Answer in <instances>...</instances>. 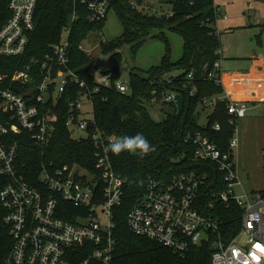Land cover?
Instances as JSON below:
<instances>
[{"label": "built area", "instance_id": "1", "mask_svg": "<svg viewBox=\"0 0 264 264\" xmlns=\"http://www.w3.org/2000/svg\"><path fill=\"white\" fill-rule=\"evenodd\" d=\"M115 0H74L73 22L77 3L86 7L87 19L92 23L105 20ZM199 0H189L195 6ZM40 0H0V57L20 58L28 52L37 28V7ZM163 6L154 8L148 0H130L133 10L148 15L172 17L176 14V0H161ZM213 15L202 21L221 37L220 20L229 16L213 0ZM71 28L64 32L71 35ZM70 37L52 46L44 58L35 60L11 75L0 68V201L6 212L4 222L10 229L14 245L9 264H113L116 252L115 211L124 203L127 179L115 171L111 151L107 145L115 134L107 135L97 126L94 93L103 86L111 87L112 73L102 72L96 77L94 90L72 66ZM85 51L83 45L79 47ZM86 52V51H85ZM87 53V52H86ZM215 62L210 79L224 87L222 79L223 51ZM88 54V53H87ZM90 55V52H89ZM192 79L193 75L190 74ZM117 89L131 93L130 82H116ZM184 87L189 89V85ZM82 90V93L81 91ZM80 91V96L74 95ZM176 92L167 95L175 101ZM66 95L71 99L67 121L72 138L90 139L94 146V168L79 164L55 167L44 162L40 168V183H30L23 173L24 137L30 136L34 145L45 153L53 140L56 127L42 105L53 100L59 103ZM195 95V90L191 91ZM228 100L230 123L235 136L230 152H224L209 136L197 132L187 138L196 145L197 160L213 162L223 173L216 182L209 207L236 205L240 208L242 227L238 234L226 241L222 222L205 214L203 192L207 188V174L184 173L170 180L148 176L146 188L127 215L132 233L157 242L180 256L193 246L211 243V264H264V191L244 190L235 149L239 121L246 117L248 104L237 100L224 88V94L204 99V105L215 109L220 100ZM85 100L92 106V114L82 118ZM219 131L221 126L215 125ZM76 131L86 136L76 138ZM214 246H218L213 249Z\"/></svg>", "mask_w": 264, "mask_h": 264}, {"label": "trees", "instance_id": "2", "mask_svg": "<svg viewBox=\"0 0 264 264\" xmlns=\"http://www.w3.org/2000/svg\"><path fill=\"white\" fill-rule=\"evenodd\" d=\"M212 4L213 0H199L197 5L192 6L189 0H176V14L162 17L133 10L130 0L114 1L112 9H115L121 20L124 33L120 40L102 44L105 53H113L112 60L116 62V67L107 72L112 73L111 87L103 86L99 92L94 93L97 126L107 135L115 134L118 137L142 133L155 150L144 157L129 152L118 156L111 153L115 171L127 179L124 203L115 211L117 228L113 264H211V243L193 246L183 257L130 231L127 215L135 206L138 196L144 192L148 176L170 180L184 173L207 174L209 181L203 192L205 214L220 219L222 235L226 241L233 239L242 227V221L237 218L241 214L238 206L221 205L218 210L209 207L212 193L218 190L216 182L221 180V187L224 186L223 173L215 163L197 160L196 145L192 140L186 142L187 138L201 132L209 136L224 152H230V142L235 136V126L230 123L226 99L219 101L205 127L199 124L202 111L206 108L204 99L224 94V87L209 78L215 62L221 58L217 53L221 48V37L212 27L202 25L204 19L213 15ZM74 9V0H40L37 7V28L28 52L20 58L0 57V68L11 75L15 70L44 58L51 52L52 46L61 40L64 30L70 27L72 66L88 83L89 88L94 90L98 83L95 74L89 69L91 56L79 47L92 32L103 29L106 19L98 23L88 21L86 7L77 3L79 18L73 22ZM166 27L183 37V57L173 61L171 48L166 40L167 53L162 63L146 71V76L132 71L129 78L131 93H121L116 82L121 78L119 65L123 62V54L118 50L130 44L136 53L154 29ZM190 74L193 75L192 79L189 78ZM185 84L189 85V89L184 87ZM193 89L195 95L191 96ZM80 91L74 98L80 96ZM172 91L184 97L182 114L178 113L175 101H167V95ZM70 99L66 95L59 103L51 100L41 106L56 127V133L45 153L34 145L30 136L24 137L23 173L32 184L40 183V168L44 162H53L55 167L79 164L94 168L95 149L91 140L73 139L67 127L71 113L68 106ZM163 100L171 110L164 120L156 121L147 104ZM217 124L221 126L219 131L214 129ZM3 183L0 179V187ZM5 214L0 201V264H9L14 245L10 229L4 222Z\"/></svg>", "mask_w": 264, "mask_h": 264}, {"label": "rangeland", "instance_id": "3", "mask_svg": "<svg viewBox=\"0 0 264 264\" xmlns=\"http://www.w3.org/2000/svg\"><path fill=\"white\" fill-rule=\"evenodd\" d=\"M218 2L228 4L227 10L224 8L223 10L228 14L229 20L228 22L223 20L219 22L223 57L226 55L223 62L228 61V50L235 46L243 51H252V54L264 56V0H218ZM148 3L154 8L163 6L166 10L170 9V5L168 3L162 5L161 0H148ZM257 22L259 24H256ZM123 33V24L115 9H112L106 18L103 29H96L82 43L88 55L90 52V72L99 76L102 72H108L116 67V62L112 60L113 53H105L102 44L120 40ZM69 37L67 32L62 34L63 41ZM166 40L171 48L172 60H180L184 52L183 37L168 27L154 29L136 53L130 44L120 48L118 51L123 54V62L119 65L120 81L128 82L132 71L146 76V71L151 67L160 65L167 53ZM226 69L238 71L242 68L235 67V70H232L226 67ZM175 74L177 73H173V75ZM147 107L156 121L164 120L171 110L168 105L164 104V100L148 103ZM212 111V106H207L202 111L199 119V124L202 127L207 125L208 117ZM91 114L92 106L89 101L85 100L82 118L89 117ZM246 116L239 121V132L236 135L239 140V145L235 149L236 160L244 185L238 192L247 190L252 193L253 191H264V106L248 111ZM81 136H86V134L76 131L75 137L80 138Z\"/></svg>", "mask_w": 264, "mask_h": 264}, {"label": "crops", "instance_id": "4", "mask_svg": "<svg viewBox=\"0 0 264 264\" xmlns=\"http://www.w3.org/2000/svg\"><path fill=\"white\" fill-rule=\"evenodd\" d=\"M216 1L227 10L226 2ZM251 52L238 49V46L229 49L227 55L229 58L227 62H223L222 70L224 88L232 94L233 98L247 102L248 111L264 106V56ZM226 67L232 70H235V67L242 69L228 71Z\"/></svg>", "mask_w": 264, "mask_h": 264}, {"label": "clouds", "instance_id": "5", "mask_svg": "<svg viewBox=\"0 0 264 264\" xmlns=\"http://www.w3.org/2000/svg\"><path fill=\"white\" fill-rule=\"evenodd\" d=\"M106 150L117 156L129 152L144 157L155 149L145 135L137 133L134 136L113 137Z\"/></svg>", "mask_w": 264, "mask_h": 264}, {"label": "water", "instance_id": "6", "mask_svg": "<svg viewBox=\"0 0 264 264\" xmlns=\"http://www.w3.org/2000/svg\"><path fill=\"white\" fill-rule=\"evenodd\" d=\"M175 103H176V105H177V107H178V113L179 114H182V112H183V110H184V106H185V100H184V97L181 95V94H179V93H177L176 95H175ZM218 246H214V248L213 249H216Z\"/></svg>", "mask_w": 264, "mask_h": 264}]
</instances>
